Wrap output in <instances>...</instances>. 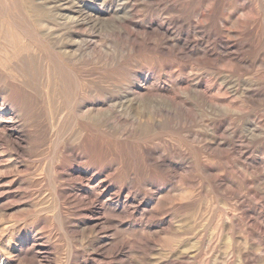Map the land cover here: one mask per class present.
Wrapping results in <instances>:
<instances>
[{
    "label": "rangeland",
    "instance_id": "rangeland-1",
    "mask_svg": "<svg viewBox=\"0 0 264 264\" xmlns=\"http://www.w3.org/2000/svg\"><path fill=\"white\" fill-rule=\"evenodd\" d=\"M41 1L0 0V264H264V0Z\"/></svg>",
    "mask_w": 264,
    "mask_h": 264
},
{
    "label": "bare ground",
    "instance_id": "bare-ground-1",
    "mask_svg": "<svg viewBox=\"0 0 264 264\" xmlns=\"http://www.w3.org/2000/svg\"><path fill=\"white\" fill-rule=\"evenodd\" d=\"M21 1H22V0H21ZM25 1H26V0H25ZM42 1H43V0H42ZM42 1H41V2H42ZM58 1H59V0H58ZM61 1H62V0H61ZM147 1H148V0H147ZM27 2H28V1H27ZM44 2H45V1H44ZM62 2H63V1H62ZM62 2H60V3H62ZM23 3H24V2H23ZM50 3H51V2H50ZM53 3H55V2H53ZM57 3H59V2H57ZM67 3H68V1H67ZM72 3H73V2H72ZM150 3H151V2H150ZM28 4H29V3H28ZM48 4H49V3H48ZM48 4H47V6H48ZM74 4H76V3L74 2ZM74 4H73V5H74ZM205 4H206V3H205ZM61 5H62V4H61ZM69 5H70V3H69ZM25 6H26V5H25ZM51 6H52V5H51ZM51 6H49V7H51ZM54 6H55V5H54ZM54 6H52V7H54ZM70 6H71V5H70ZM81 6H82V5H81ZM243 6H244V5H243ZM55 7H56V6H55ZM79 7H80V6H79ZM169 7H170V6H169ZM239 7H240V6H239ZM254 7H255V6H254ZM28 8H30V7H28ZM38 8H39V7H38ZM59 8H60V7H59ZM61 8L64 9L63 7H61ZM68 8H69V7H68ZM73 8H74V7H73ZM81 8H82V7H81ZM207 8H208V7H207ZM256 8H257V7H256ZM47 9H48V8H47ZM242 9H243V8H242ZM244 9H245V8H244ZM250 9H251V7H250ZM72 10H74V9H72ZM83 10H84V9H83ZM247 10H248V8H247ZM256 10H257V9H256ZM61 11H63V10H61ZM69 11H70V10H69ZM74 11H75V10H74ZM78 11H79V10H78ZM78 11H77V12H78ZM80 11H81V10H80ZM80 11H79V12H80ZM207 11H208V10H207ZM209 11H210V10H209ZM251 11L253 12V10H251ZM83 12H84V11H83ZM83 12H82V13H83ZM244 12H245V11H244ZM49 13L52 14L51 11H50ZM68 13H69V12H68ZM199 13H200V12H199ZM199 13H198V14H199ZM247 13H248V11H247ZM30 14H31V12H30ZM51 14H50V15H51ZM57 14H58V13H57ZM40 15H41V14H40ZM52 15H53V14H52ZM58 15H59V14H58ZM60 15H61V14H60ZM160 15H161V13H160ZM243 15H244V13H243ZM243 15H242V16H243ZM248 15H249V14H248ZM37 16H39V15H37ZM53 16H54V15H53ZM61 16H62V15H61ZM204 16H205V15H204ZM246 16H247V15H246ZM249 16H250V15H249ZM249 16H248V18H249ZM45 17H46V16H45ZM59 17H60V16H59ZM66 17H67V16H66ZM201 17H202V15H201ZM201 17H200V18H201ZM37 18H38V17H37ZM56 18H57V17H56ZM196 18H197V17H196ZM200 18H199V19H200ZM41 19H42V18H41ZM74 19H75V18H74ZM74 19H73V20H74ZM62 20H63V19H62ZM201 20H203V19H201ZM201 20H200V21H201ZM208 20H209V19H208ZM75 21H76V19H75ZM78 21H79V20H78ZM50 22H51V21H50ZM65 22H66V21H65ZM68 22H69V20H68ZM68 22H67V23H68ZM198 22H199V21H198ZM201 22H203V21H201ZM208 22H209V21H208ZM48 23H49V22H48ZM56 23H57V22H56ZM73 23H74V21H73ZM204 23H206V21H205ZM75 24H78V23H75ZM40 27H41V26H40ZM223 28H224V27H223ZM194 29H195V28H194ZM218 30H219V29H218ZM221 30H222V29H221ZM226 30H227V28H226ZM44 33H45V32H44ZM46 33H47V32H46ZM219 33H220V32H219ZM221 34H222V33H221ZM43 35H44V34H43ZM187 38H188V37H187ZM214 39H215V38H214ZM221 39H222V38H221ZM175 41H176V40H175ZM218 41H219V40H218ZM218 41H217V42H218ZM224 41H225V40H224ZM209 42H210V41H209ZM187 43H188V42H187ZM207 43H208V42H207ZM217 44H218V43H217ZM217 44H216V45H217ZM220 44H221V43H220ZM186 45H187V44H186ZM201 45H202V44H201ZM212 45H213V44H212ZM229 45H230V44H229ZM238 45H239V44H238ZM178 46H179V45H178ZM184 46H185V45H183V48H184ZM187 46H188V45H187ZM187 46H186V47H187ZM191 46H192V45H191ZM220 46H221V45H220ZM223 46H224V44H223ZM239 46H240V45H239ZM186 47H185V49H186ZM188 47H189V46H188ZM188 47H187V48H188ZM192 47H193V46H192ZM192 47H191V48H192ZM205 47H206V46H205ZM205 47H204V48H205ZM216 47H217V46H216ZM226 47H227V46H226ZM229 47H231V46H229ZM235 47H237V45H235ZM210 48H211V47H210ZM212 48H214V47H212ZM223 48H224V47H223ZM227 48H228V47H227ZM242 48H243V47H242ZM205 49H206V48H205ZM215 49H217V48H215ZM234 49H235V48H234ZM239 49H241V47H239ZM188 50H189V49H188ZM212 50H213V49H212ZM212 50H211V51H212ZM69 51H70V50H69ZM185 51H186V50H185ZM185 51H183V52L185 53ZM190 51H191V50H190ZM206 51H207V50H206ZM209 51H210V50H209ZM209 51H207V52H209ZM225 51H226V50H225ZM186 52H187V51H186ZM212 52H213V51H212ZM222 52H224V51L222 50ZM188 53H189V52H187V54H188ZM209 53H211V52H209ZM224 53H225V52H224ZM226 53H227V52H226ZM234 53H237L236 50L234 51ZM238 53H239V52H238ZM192 54H193V53H191V55H192ZM205 54H206V52H205ZM239 54H240V53H239ZM185 55H186V53H185ZM188 55H189V54H188ZM195 55H196V54H195ZM207 55H208V54H207ZM64 56L67 57L66 55H64ZM178 56H179V55H178ZM208 56H209V55H208ZM208 56H207V57H208ZM236 56L238 57V54H237ZM70 58H71V57H70ZM210 58H211V57H210ZM240 58H241V57H240ZM236 59H237V58H236ZM201 60H202V58H201ZM208 60H209V59H208ZM237 60H238V59H237ZM239 60H240V59H239ZM194 61H195V60H194ZM60 62H61V61H60ZM64 62H65V61H64ZM250 64H251V63H250ZM65 65H66V64H65ZM182 73H183V72H182ZM182 73H181V74H182ZM181 74H179V75H181ZM190 77H191V76H190ZM185 79H186V78H185ZM155 81H156V80H155ZM155 81H154V82H155ZM157 82H158V81H157ZM175 82H176V81H175ZM175 82H174V83H175ZM189 82H190V81H189ZM191 82H192V81H191ZM210 82H211V81H210ZM174 83H173V84H174ZM197 83H198V82H197ZM197 83H196V84H197ZM155 84H156V83H155ZM157 84H159V83H157ZM157 84H156V85H157ZM191 84H193V83H191ZM128 85H129V84H128ZM156 85H155V86H156ZM179 85H180V84H179ZM189 85H190V84H189ZM124 86H125V85H124ZM176 86H177V85H176ZM157 87H158V86H157ZM171 87H172V86H171ZM188 87L191 88V86H188ZM194 87H195V86H194ZM152 88H153V87L149 88V91H150V89H152ZM160 88H161V87H160ZM172 88H173V87H172ZM197 88H198V87H196L195 90H197ZM161 89H162V88H161ZM164 89H165V88H164ZM167 89H168V88H167ZM175 89H176V91H177V88H175ZM178 89H179V87H178ZM191 89H192V88H191ZM153 90L155 91V89H153ZM186 90H188V89H186ZM147 91H148V90H147ZM151 91H152V90H151ZM176 91L174 90V92H176ZM179 91H180V90H179ZM189 91H192V90L189 89ZM193 91H194V90H193ZM217 91H218V90H217ZM168 92H169V90H168ZM168 92H167V93H168ZM177 92H178V91H177ZM177 92H176V93H177ZM181 92H182V91H181ZM146 93H148V92H146ZM155 93H157V92H155ZM179 93H180V92H179ZM136 94H137V93H136ZM150 94H151V93H150ZM161 94H162V91H161ZM174 94H175V93H174ZM174 94H173V96L175 97ZM199 94H200V93H199ZM148 95H149V93H148ZM151 95H152V94H151ZM151 95H149V96H151ZM158 95H159V94H158ZM168 95H170V93H169ZM197 95H198V94H197ZM156 96H157V95H156ZM176 96H177V95H176ZM143 97H144V95H143ZM146 97H148V96H146ZM163 97H164V95H163ZM166 97H167V96H166ZM177 97H180V96H177ZM198 97H199V96H198ZM141 98H142V97H141ZM220 98H221V97H220ZM178 99H180V98H178ZM168 100H169V99H168ZM168 100H167V101H168ZM174 101H175V100H174ZM177 101H178V100H177ZM181 101H183V100H181ZM181 101H180V102H181ZM217 101H220V100L217 99ZM170 102H171V101H170ZM183 102H184V101H183ZM225 102H226V101H225ZM220 103H221V102H220ZM185 104H186V103H185ZM172 105H173V104H172ZM172 105H171V106H172ZM209 105H210V104H209ZM214 105H215V103H214ZM176 106H177V105H176ZM215 106H216V105H215ZM215 106H214V107H215ZM86 117H87V116H86ZM88 118H89V117H88ZM81 119H82V118H81ZM83 119H84V118H83ZM83 119H82V120H83ZM257 125H258V124H257ZM227 127H228V126H227ZM217 129H218V128H217ZM83 135H84V134H83ZM91 136H92V135H91ZM104 136H105V135H104ZM99 139H100V138H99ZM106 140H107V139H106ZM90 142H91V141H90ZM97 142H98V141H97ZM88 143H89V142H88ZM95 144H96V143H95ZM97 144H98V143H97ZM81 145H82V144H81ZM90 145H91V144H90ZM101 145H102V144H101ZM242 145H243V144H242ZM145 148H146V147H145ZM143 151H144V150H143ZM147 151H149V150H147V148H146V152H147ZM100 152H101V151H100ZM144 153H145V152H144ZM99 154H100V153H99ZM152 154H153V153H152ZM152 154H151V156H152ZM148 155H149V154H148ZM154 155H155V154H154ZM93 156H94V155H93ZM151 156H150V157H151ZM157 159H158V158H157ZM147 160H148V159H147ZM159 160H160V158H159ZM161 160H162V159H161ZM163 160H164V159H163ZM149 161H150V159H149ZM152 161H153V160H152ZM155 161H156V160H155ZM159 162H160V161H159ZM252 174H253V173H252ZM177 225H178V224H177ZM192 236H193V235H192Z\"/></svg>",
    "mask_w": 264,
    "mask_h": 264
}]
</instances>
